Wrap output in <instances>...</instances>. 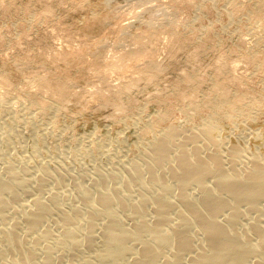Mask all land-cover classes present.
<instances>
[{"label":"rangeland","instance_id":"obj_1","mask_svg":"<svg viewBox=\"0 0 264 264\" xmlns=\"http://www.w3.org/2000/svg\"><path fill=\"white\" fill-rule=\"evenodd\" d=\"M262 18L264 0H0V174L21 167L22 203L54 192L69 207L100 169L117 178L98 185L123 186L158 130L206 119L229 145L264 154ZM220 95L243 109L212 110ZM46 168L53 179L37 189ZM134 183L118 193L141 194Z\"/></svg>","mask_w":264,"mask_h":264},{"label":"bare ground","instance_id":"obj_2","mask_svg":"<svg viewBox=\"0 0 264 264\" xmlns=\"http://www.w3.org/2000/svg\"><path fill=\"white\" fill-rule=\"evenodd\" d=\"M223 97L213 101L212 110L233 106L235 102ZM233 108L237 113L240 107ZM217 127L214 120L206 119L191 128L178 124L155 134L150 129L154 136L146 142L144 156L138 154L143 161L136 159L127 168L126 163L121 165L127 171L124 170L127 176L122 185L130 188L136 181L141 190L137 196L121 194L124 187L116 184L112 188L107 187L109 184L100 186L116 182L117 177L115 171L109 174L98 169L94 186H82L83 183L76 189L74 185L79 192L75 193L77 204L60 205L62 196L58 199L54 192L46 193L48 198L35 196L25 204L20 199L28 189V179L20 177L17 169L21 167L3 165L6 172L0 174V264H76L72 258L87 254L85 250L91 253L80 259L81 264H264V154L243 148L238 141V145H229L216 134ZM50 170L40 169L42 175L35 178L37 183H31L42 189L46 178L53 179ZM58 181L55 183H63ZM118 187H123L120 194ZM30 193L27 192L29 196ZM16 202L21 203L14 205ZM49 221L55 223L56 229L47 225Z\"/></svg>","mask_w":264,"mask_h":264}]
</instances>
